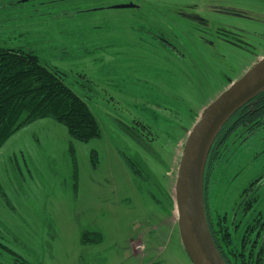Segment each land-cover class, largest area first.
Segmentation results:
<instances>
[{
    "label": "rangeland",
    "instance_id": "1",
    "mask_svg": "<svg viewBox=\"0 0 264 264\" xmlns=\"http://www.w3.org/2000/svg\"><path fill=\"white\" fill-rule=\"evenodd\" d=\"M0 46L62 71L101 130L84 142L41 118L1 147L0 264H192L177 223L183 147L264 55V0H0ZM263 149L264 130L222 150L213 217L238 210Z\"/></svg>",
    "mask_w": 264,
    "mask_h": 264
},
{
    "label": "trees",
    "instance_id": "2",
    "mask_svg": "<svg viewBox=\"0 0 264 264\" xmlns=\"http://www.w3.org/2000/svg\"><path fill=\"white\" fill-rule=\"evenodd\" d=\"M254 99L258 100L255 104ZM41 118H53L64 124L71 136L80 141L88 142L101 135L97 117L88 102L65 82L62 71L42 63L35 51L0 46V149L15 132ZM257 118L264 120V91L243 105L224 125L210 151L208 166L214 164L229 142L242 137L238 134L240 126L248 130ZM127 132L136 141L144 142L145 135L137 132L135 126L127 127ZM127 160L133 168L138 165L131 158ZM211 173L212 169L207 176L205 170L204 200ZM258 211L248 215L242 210L234 217L217 214L213 221L206 207L211 233L222 255V251L228 254L223 255L228 264H264V237L258 234L253 238L252 234L264 218V213ZM83 240L88 241L85 233Z\"/></svg>",
    "mask_w": 264,
    "mask_h": 264
},
{
    "label": "water",
    "instance_id": "3",
    "mask_svg": "<svg viewBox=\"0 0 264 264\" xmlns=\"http://www.w3.org/2000/svg\"><path fill=\"white\" fill-rule=\"evenodd\" d=\"M123 4L119 7H130ZM264 91V57L233 81L199 115L185 141L175 185L178 227L192 264H228L210 230L204 176L212 146L228 120Z\"/></svg>",
    "mask_w": 264,
    "mask_h": 264
},
{
    "label": "flooded vegetation",
    "instance_id": "4",
    "mask_svg": "<svg viewBox=\"0 0 264 264\" xmlns=\"http://www.w3.org/2000/svg\"><path fill=\"white\" fill-rule=\"evenodd\" d=\"M191 18L193 20H195L196 22L197 21L200 22L201 24H206L207 23V21L204 18H201V17H199L197 15H194ZM262 56H264V55H262ZM261 57H259L257 59V61ZM232 81H230L229 84ZM256 102H258V100L257 99H254V104ZM247 128H248V130H246L244 127L240 126V128L238 130L239 131L238 132L239 136L244 137V139L254 138L255 136L258 135V132L264 130V120L261 119V118L254 119L252 121V123L250 124V126L247 127ZM248 131H249V133L246 134V132H248ZM243 132H245V133H243ZM242 137H240V139ZM262 154H264V149L261 150L260 152H258L255 155V157H256L255 159L258 160V158L261 157ZM211 158H212V156H211ZM212 165H210V166H208V164L206 165L207 166L206 167V175L207 176L210 175V170L212 169ZM210 180H211V177H210ZM205 190H206V192H205V200H204L205 201V208L208 207L209 217L211 218V220H213V218L215 216L213 217L212 208H210L211 206H210V203H209V190H210V181L209 180H208L207 188ZM262 207H264V171H262L261 173L257 174L255 176V178L253 179V181L250 183L249 188H247L243 192V198L240 201L238 211H237L236 208H234L235 211H234L233 215L236 214V216H237L238 212H240L242 210L245 212V214L247 213L248 215H253L255 213H258L259 212L258 210H260V211H262L264 213V210L262 209ZM246 209H248V210H246ZM233 215H232V217L235 216V215L234 216ZM259 226H260V224H259ZM259 226L257 228H255L254 230H252V234H253V232H255L256 233V236L255 237H257L258 234H261L264 237V218H262V220H261V226L260 227ZM263 237H261V238H263ZM221 244H222L223 248L226 247L224 245L223 240L221 241ZM222 252H223V255L224 256H227L228 255L225 251H222Z\"/></svg>",
    "mask_w": 264,
    "mask_h": 264
}]
</instances>
